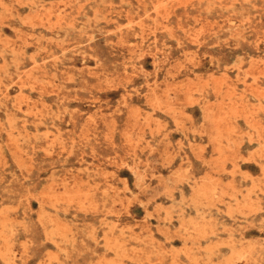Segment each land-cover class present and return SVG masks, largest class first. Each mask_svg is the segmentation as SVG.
<instances>
[{"label":"rangeland","instance_id":"rangeland-1","mask_svg":"<svg viewBox=\"0 0 264 264\" xmlns=\"http://www.w3.org/2000/svg\"><path fill=\"white\" fill-rule=\"evenodd\" d=\"M0 264H264V0H0Z\"/></svg>","mask_w":264,"mask_h":264}]
</instances>
